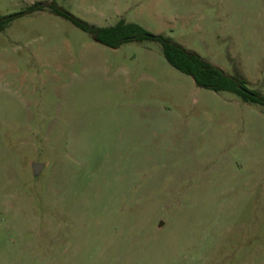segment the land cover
<instances>
[{"label": "rangeland", "instance_id": "obj_1", "mask_svg": "<svg viewBox=\"0 0 264 264\" xmlns=\"http://www.w3.org/2000/svg\"><path fill=\"white\" fill-rule=\"evenodd\" d=\"M39 1L137 22L264 94V0H0L26 11L0 29V264H264V105Z\"/></svg>", "mask_w": 264, "mask_h": 264}, {"label": "trees", "instance_id": "obj_2", "mask_svg": "<svg viewBox=\"0 0 264 264\" xmlns=\"http://www.w3.org/2000/svg\"><path fill=\"white\" fill-rule=\"evenodd\" d=\"M48 7L53 13L72 21L76 26L89 32L92 37L105 45L118 47L128 40L149 38L162 43L163 53L168 62L175 68L189 74L200 87L215 91L229 90L240 95L245 101L264 105V94L250 89L247 79L240 73H229L223 67L203 57L199 52L189 49L170 36L153 33L137 22H124L123 19L114 25H95L69 12L56 2H36L28 10L45 9ZM26 11L9 16H0V29H4L15 17Z\"/></svg>", "mask_w": 264, "mask_h": 264}, {"label": "water", "instance_id": "obj_3", "mask_svg": "<svg viewBox=\"0 0 264 264\" xmlns=\"http://www.w3.org/2000/svg\"><path fill=\"white\" fill-rule=\"evenodd\" d=\"M43 166H44V165H43L42 163H34V164H33V169H34V173H35V175H39V174H40V172H41Z\"/></svg>", "mask_w": 264, "mask_h": 264}]
</instances>
